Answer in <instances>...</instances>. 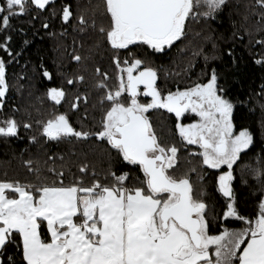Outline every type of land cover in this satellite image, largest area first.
Wrapping results in <instances>:
<instances>
[{"label": "snow or ice", "instance_id": "snow-or-ice-1", "mask_svg": "<svg viewBox=\"0 0 264 264\" xmlns=\"http://www.w3.org/2000/svg\"><path fill=\"white\" fill-rule=\"evenodd\" d=\"M52 3L53 0L0 2V52L4 53L0 55V111L11 87L7 67L21 55L12 47L11 33L26 35L24 28L15 27L12 20L33 8L46 11ZM225 4L226 0H103L101 14L107 17L108 24L101 25L98 31L111 49L116 84L110 87L109 72L96 67L102 79L95 87L104 90L99 101L103 115L98 125L74 126L66 112L36 123L41 136L50 141L95 138L98 143L106 142L109 148L104 154L109 167L103 174L92 167L95 179L86 184L84 176L90 166L81 164V175L65 183L63 168H49L56 177L49 179L40 168L31 167L32 161H26L29 171L36 174L35 183L0 179V264H264V146L250 161L241 164L243 155L255 147V137L248 127L236 130V101L229 95L227 82L221 83L226 81L224 74L212 67L207 73L202 71L206 77L203 82L197 79L186 87L165 92L157 85L159 68L144 59L120 55L121 50L133 45L146 46L154 52L170 49L187 38L190 20L213 19ZM257 4L264 7V0H257ZM51 15H56L55 9ZM260 15L264 18V12ZM38 16L39 11L32 19ZM72 16L70 6L64 5L62 21L71 23ZM77 20V30L85 32L89 20L83 14ZM48 26L43 24L44 28ZM91 27L96 29L95 19ZM29 43L21 39L22 45ZM256 43L264 45V39ZM213 49L219 52L215 43ZM201 54L206 63L222 58L209 56L202 48L193 52V56ZM227 54L235 66L232 48ZM72 59L79 63L84 58L76 54ZM255 63L264 65V54ZM188 66H193L192 61ZM40 68L42 75L51 80L52 73L42 64ZM84 79L83 75L72 76L66 83L73 85ZM46 95L60 104L67 92L62 86L51 87ZM141 95L151 99L141 102ZM81 99L87 102V94L74 97L73 110H78ZM105 104L107 107H103ZM160 109L174 113L175 129L182 142L198 146L199 150L190 154L199 158L198 167L175 174L180 149L160 142L147 115L150 110ZM188 112L199 118L182 123L181 117ZM20 127L14 117L0 119L2 136H17ZM23 127L30 129L32 125L24 123ZM29 139L37 142L35 135ZM112 150L122 162L138 166L142 178L128 171L117 174ZM237 166L245 186L246 176L257 184V210L251 216L240 214L237 207ZM211 171L218 173L215 188L226 201L222 217L225 221L235 218L241 227H228L219 222L220 217L210 215L205 180ZM213 221L217 222L215 232Z\"/></svg>", "mask_w": 264, "mask_h": 264}, {"label": "trees", "instance_id": "trees-1", "mask_svg": "<svg viewBox=\"0 0 264 264\" xmlns=\"http://www.w3.org/2000/svg\"><path fill=\"white\" fill-rule=\"evenodd\" d=\"M64 5H69L73 13L71 23H65L61 19ZM53 9L56 10L55 16L51 15ZM103 10V0H55L47 6L46 11L33 8L27 15L12 20L15 27L24 28L26 35L21 37L11 33L14 36L12 47L21 52V55L7 67V79L11 87L6 94L4 108L0 111V119L14 117L21 127L17 136L0 135V179L35 183L36 174L29 171L26 161H32L31 167L40 168L41 174L49 179L56 178L48 171L49 168L55 167L57 171L63 168L65 183H70L73 177L81 175V164L90 166L84 176L86 184L95 179L91 174L92 167L101 174L108 169L109 160L104 154V150L109 148L106 142L98 143L95 138L87 141L75 138L50 141L41 136V128L36 123L38 120H47L54 114L66 112L74 126L79 127L81 123L90 127L98 125L103 115L99 101L104 90L95 87L97 80L102 79L97 76L96 67L109 72L110 87L116 84L111 49L103 42L98 31L101 25L108 24L107 17L101 14ZM38 11V18L32 19ZM262 12L264 7L259 6L257 0H226L215 18L190 20L187 38L175 43L170 49L154 52L146 46L133 45L120 51L121 58L132 55L159 68L157 85L164 91L186 87L197 79L203 82L206 77L202 75V71L207 73L212 67L222 72L226 81L222 80L221 83L227 82L229 95L236 101V129L248 127L255 137V147L243 155L241 164L250 161L264 146V65L255 63L259 55L264 54V45L256 43L257 40L264 39V18L260 15ZM81 14L89 20L85 32L77 30V17ZM92 19H95L96 29L91 27ZM44 23L49 26L44 28ZM21 39H28L30 43L22 45ZM214 43L218 45L219 52L213 49ZM97 44L99 47H96ZM201 48L209 56L216 54L222 58L206 63L203 54L193 56V52ZM229 48H232L236 58L235 66L232 64V57L227 54ZM2 54L4 55L3 52ZM76 54L84 58L79 63L72 59ZM5 59L10 58L5 56ZM189 61H192V67L188 66ZM41 64L52 73L51 80L42 75ZM79 75L84 76L83 82L73 85L66 83L67 78ZM61 86L66 90L67 97L56 104L46 95L47 89ZM80 94H87V102L81 99L78 110H73L71 103ZM151 119L160 142L165 145L175 144L180 149L179 166L175 169V174L181 175L190 167H198L199 161L183 152L172 123L162 120L155 112L151 114ZM24 123H30L32 127L25 129ZM33 135L37 136V142L29 139ZM111 157L117 174L128 171L133 177L139 175L142 178L139 168L122 162L114 150L111 151ZM245 178L248 179L247 186L242 183L240 167L237 166L234 181L237 207L240 214L251 216L257 210L258 194H254L257 184L250 176ZM192 180L196 181L195 174L192 175ZM214 182L213 174L209 173L205 184L210 215L214 213L221 218L219 222L226 223L228 227H241V223L235 218H227L225 221L222 217L226 201L216 190ZM216 230L217 222L213 221L212 231Z\"/></svg>", "mask_w": 264, "mask_h": 264}, {"label": "flooded vegetation", "instance_id": "flooded-vegetation-1", "mask_svg": "<svg viewBox=\"0 0 264 264\" xmlns=\"http://www.w3.org/2000/svg\"><path fill=\"white\" fill-rule=\"evenodd\" d=\"M53 2H55V0H53ZM0 55H3L2 52H0ZM172 90L174 91L175 89H172ZM140 91H141V94H142L143 93V86H140ZM139 98L141 99V102H144V103H147L151 99L150 97H145L143 95H141ZM154 112L157 113V114H159L161 116L162 120H166V121L172 123V126H173V129L175 131V134H176L179 142L181 143V147H182L183 152H185V154H187V156L191 157L195 161H199V158L198 157H195V156L190 155L192 152L199 150L198 149V146H195V145H187L186 142H182L180 140V137H179V135H178V133H177V131L175 129L176 117H175L174 113H168L166 110H163V109H160V110H150L149 113L147 114V115H149L150 119H151V114H153ZM198 118L199 117L196 116V114L191 113V112H188V113H185V115L183 117H181V122L182 123H190L193 120L198 119ZM151 122H152V119H151ZM236 130L238 131V129H236ZM210 174H213L214 180H215V177L218 175V173L215 172V171H211Z\"/></svg>", "mask_w": 264, "mask_h": 264}, {"label": "rangeland", "instance_id": "rangeland-1", "mask_svg": "<svg viewBox=\"0 0 264 264\" xmlns=\"http://www.w3.org/2000/svg\"><path fill=\"white\" fill-rule=\"evenodd\" d=\"M226 210V209H225Z\"/></svg>", "mask_w": 264, "mask_h": 264}]
</instances>
